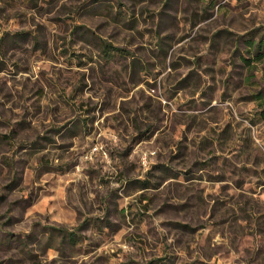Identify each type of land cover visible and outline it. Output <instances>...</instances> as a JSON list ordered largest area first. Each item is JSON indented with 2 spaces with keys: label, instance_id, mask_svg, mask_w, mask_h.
<instances>
[{
  "label": "rangeland",
  "instance_id": "obj_1",
  "mask_svg": "<svg viewBox=\"0 0 264 264\" xmlns=\"http://www.w3.org/2000/svg\"><path fill=\"white\" fill-rule=\"evenodd\" d=\"M0 264H264V0H0Z\"/></svg>",
  "mask_w": 264,
  "mask_h": 264
},
{
  "label": "trees",
  "instance_id": "obj_2",
  "mask_svg": "<svg viewBox=\"0 0 264 264\" xmlns=\"http://www.w3.org/2000/svg\"><path fill=\"white\" fill-rule=\"evenodd\" d=\"M64 229L67 230L66 228H64ZM68 234H69L70 238L75 239V235H76V232L75 231H73V230L72 231H68Z\"/></svg>",
  "mask_w": 264,
  "mask_h": 264
}]
</instances>
